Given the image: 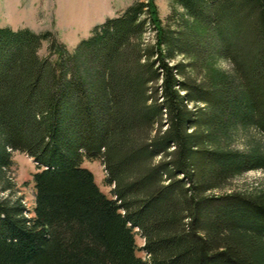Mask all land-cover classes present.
<instances>
[{"label":"trees","instance_id":"1","mask_svg":"<svg viewBox=\"0 0 264 264\" xmlns=\"http://www.w3.org/2000/svg\"><path fill=\"white\" fill-rule=\"evenodd\" d=\"M155 1L71 52L0 27V193L12 152L36 168L31 211L0 197V264H264V189L216 193L264 171L259 144L228 146L264 137V0H168L165 24Z\"/></svg>","mask_w":264,"mask_h":264},{"label":"rangeland","instance_id":"2","mask_svg":"<svg viewBox=\"0 0 264 264\" xmlns=\"http://www.w3.org/2000/svg\"><path fill=\"white\" fill-rule=\"evenodd\" d=\"M137 0H0V27L12 30L29 29L35 33L51 32L71 52L83 39L88 38L94 27L103 23L106 18L120 14ZM159 17L165 24L170 14L168 0H156ZM153 31L144 34L145 43L153 40ZM48 43H42L39 56L47 53ZM181 57H176L180 61ZM224 69H229L227 63H222ZM229 148L247 151L252 144L264 148V137L255 129L237 130L228 136ZM263 146V147H262ZM12 167L6 172V177L13 184L11 193H0V197L14 200L22 199L29 211L34 204V188L32 175L36 168L32 159L18 151L12 152ZM82 168L89 170L100 191L110 197L111 187L105 183V172L100 161L86 160ZM264 189V171H251L232 179L228 185L216 193L237 192L253 193ZM136 244L141 247L143 240L136 236ZM137 256L145 259L141 251Z\"/></svg>","mask_w":264,"mask_h":264}]
</instances>
